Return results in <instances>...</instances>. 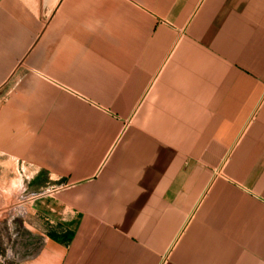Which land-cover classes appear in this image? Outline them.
<instances>
[{"label": "crops", "instance_id": "crops-1", "mask_svg": "<svg viewBox=\"0 0 264 264\" xmlns=\"http://www.w3.org/2000/svg\"><path fill=\"white\" fill-rule=\"evenodd\" d=\"M16 178L21 264H264V0H0Z\"/></svg>", "mask_w": 264, "mask_h": 264}, {"label": "rangeland", "instance_id": "rangeland-1", "mask_svg": "<svg viewBox=\"0 0 264 264\" xmlns=\"http://www.w3.org/2000/svg\"><path fill=\"white\" fill-rule=\"evenodd\" d=\"M9 186V181L0 180V186ZM22 185L19 178L11 180L12 193L7 195L0 212V264H21L23 259L33 255L34 246L25 229L23 228V215L17 208L21 197L17 192ZM15 189V191H14ZM3 202V201H1ZM37 240V239H36ZM31 248H28L29 246Z\"/></svg>", "mask_w": 264, "mask_h": 264}, {"label": "built area", "instance_id": "built-area-1", "mask_svg": "<svg viewBox=\"0 0 264 264\" xmlns=\"http://www.w3.org/2000/svg\"><path fill=\"white\" fill-rule=\"evenodd\" d=\"M37 195H33V196H22L21 200H20V204H18L17 208L19 209L20 213L24 216L25 214V208H24V204L28 199H34L36 198Z\"/></svg>", "mask_w": 264, "mask_h": 264}]
</instances>
